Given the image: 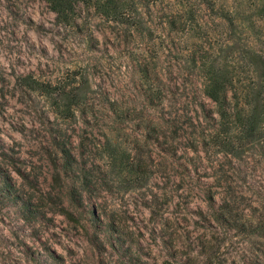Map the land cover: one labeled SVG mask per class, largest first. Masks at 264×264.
Returning <instances> with one entry per match:
<instances>
[{
  "label": "rangeland",
  "instance_id": "1",
  "mask_svg": "<svg viewBox=\"0 0 264 264\" xmlns=\"http://www.w3.org/2000/svg\"><path fill=\"white\" fill-rule=\"evenodd\" d=\"M126 3L0 0V264H264V148H209L201 66L264 53V0Z\"/></svg>",
  "mask_w": 264,
  "mask_h": 264
},
{
  "label": "trees",
  "instance_id": "2",
  "mask_svg": "<svg viewBox=\"0 0 264 264\" xmlns=\"http://www.w3.org/2000/svg\"><path fill=\"white\" fill-rule=\"evenodd\" d=\"M46 1L60 22L72 20L76 5L80 2L94 3L106 15L117 19L126 16L122 8L129 5L126 3L127 0ZM202 1L211 11L216 10V0ZM131 7L135 10L134 3ZM219 16L225 19L234 31L236 23L230 11L223 9ZM241 50L244 55L238 59L241 63L237 65L221 63L218 58H212L210 61L204 58L201 60L205 77V93L215 102L219 115L218 127L209 142V148H216L234 157H239L246 151L256 153L260 145L264 148V53L243 48ZM25 81L33 90H47L44 83L38 80L28 77ZM76 96L78 95H73L72 98L69 95L65 96L67 104L78 103ZM109 158L110 160H130L129 156L113 144L109 146ZM252 226L254 231L261 227L259 224H252Z\"/></svg>",
  "mask_w": 264,
  "mask_h": 264
}]
</instances>
